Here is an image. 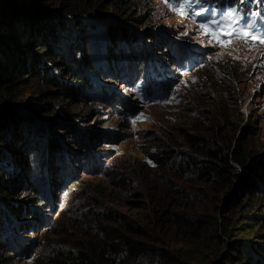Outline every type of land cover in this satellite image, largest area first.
I'll list each match as a JSON object with an SVG mask.
<instances>
[{
    "label": "rangeland",
    "instance_id": "rangeland-1",
    "mask_svg": "<svg viewBox=\"0 0 264 264\" xmlns=\"http://www.w3.org/2000/svg\"><path fill=\"white\" fill-rule=\"evenodd\" d=\"M84 1L72 16L64 14L63 3L36 13L53 11L69 24L58 48L63 54L80 42L73 23H95L83 46L86 62L74 63L70 53L65 58L76 81L62 82L78 87L83 78L87 90L74 100L51 93V86H23L24 102L34 107L19 113L42 134L43 148L32 166L35 192L25 189L13 199L28 209L19 225L13 218L1 221L0 242L14 264H50L63 253L99 247L104 238L99 225L122 229L129 221L146 232L136 240L153 249L143 264H162L181 242L171 214L231 216L239 189H233L232 178L200 175L208 148L223 156L238 148L248 165L264 164V67H257L264 64V44L237 37L232 48H221L203 34L199 25L212 10L219 17L235 0H203L189 11H208L195 18L174 11L175 0H122L117 7L108 0ZM239 7L246 17L259 9L264 17L256 0ZM242 26L232 24L230 30ZM161 81L167 82L163 89L157 86ZM46 104L76 127L54 125L57 116L41 112ZM53 138L59 142L55 159L47 157ZM257 214L264 215V205Z\"/></svg>",
    "mask_w": 264,
    "mask_h": 264
},
{
    "label": "trees",
    "instance_id": "trees-1",
    "mask_svg": "<svg viewBox=\"0 0 264 264\" xmlns=\"http://www.w3.org/2000/svg\"><path fill=\"white\" fill-rule=\"evenodd\" d=\"M108 1L110 6L117 7L122 0ZM82 2L83 0H0V226L1 221L5 225L11 218L17 221L16 224L21 223L19 221L23 219L28 205L17 206L13 199L25 189L29 195L35 192L30 184L34 174L32 166L35 154L42 153L43 148L42 134L37 136L33 127H29V117L27 125L19 113L21 108L31 107L30 110H33L34 107V104L31 106L24 102L21 93L23 86H51L54 89L51 93L62 92L74 100L87 90L82 82L83 78L77 79L80 81L78 87H69L62 82L63 79L76 81L65 58L70 53L75 55L74 63H78V58L85 61L87 49L84 50L83 46L91 38L95 23L81 22L84 20L73 23L80 42L69 45V50L63 54L58 50L69 24L65 19H59L53 11L49 15H43L44 17L36 13H46L48 8L63 3L64 14L72 16V13H77L80 9L76 5H81ZM90 3V0L84 1V4ZM15 12L23 14L17 16ZM86 28L90 30L87 31ZM113 31L115 30H109L108 35L112 43L116 41ZM82 66L84 69L89 67L86 63ZM51 68L62 78L53 75ZM59 88L62 90L59 91ZM53 99L59 98L53 96ZM40 109L43 114L57 116L54 125L65 127L68 131L76 127L70 117L59 114L50 104ZM70 123L72 125H68ZM58 143L57 139H50L47 144L48 158L57 157L58 150L54 146H58ZM205 154V168L201 169L200 175L207 177L214 174L220 178H232L228 181L233 184V189L235 186L239 189L234 208L230 211L231 216L171 214L170 223L176 227L181 242L180 246L167 252V258L162 264H264V215L257 214L264 205V195L261 194L264 193V164L257 167L248 165L242 160L243 152L238 148L225 156L212 148H208ZM244 168L246 172L241 174ZM237 180L239 183L235 185ZM111 219L116 221V216ZM22 224L20 228H25ZM121 225L122 229L99 225L98 232L104 234L99 247L89 250L82 247L76 252L63 253L49 263L143 264V258H147L153 250H147L142 242L136 240L146 236L144 228L129 221ZM127 234L132 235V238ZM0 264H14L10 251L1 242Z\"/></svg>",
    "mask_w": 264,
    "mask_h": 264
},
{
    "label": "snow or ice",
    "instance_id": "snow-or-ice-1",
    "mask_svg": "<svg viewBox=\"0 0 264 264\" xmlns=\"http://www.w3.org/2000/svg\"><path fill=\"white\" fill-rule=\"evenodd\" d=\"M165 2L168 3L169 0H165ZM243 2L244 0H237L235 5L226 8L219 17L217 16L216 9H213L209 19L200 23L199 27L203 30V34L210 37V44L214 41L215 45H219L221 48H232L233 38L237 37L264 44V17L259 12L249 13L246 17L239 7ZM256 2L259 3V0H256ZM202 3L203 0H175L173 10L179 11L181 15H190L192 18H195L198 15H203V12L208 11V9H204L202 12L189 11L193 5ZM257 17H260V23H257ZM223 21H229L230 23L225 26ZM232 24H243V26L239 31L233 32L230 30ZM254 47L255 45L249 48V51H252ZM227 54L231 55L233 59H241L239 55H234L231 51ZM219 55L222 56L223 53ZM257 67H264V64L258 65ZM174 99L175 97H173Z\"/></svg>",
    "mask_w": 264,
    "mask_h": 264
}]
</instances>
